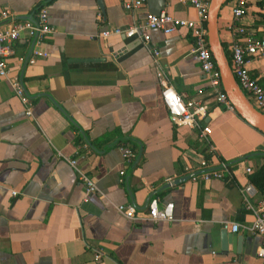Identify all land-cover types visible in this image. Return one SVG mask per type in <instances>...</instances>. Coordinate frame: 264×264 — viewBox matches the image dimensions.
I'll list each match as a JSON object with an SVG mask.
<instances>
[{"label": "crops", "instance_id": "obj_1", "mask_svg": "<svg viewBox=\"0 0 264 264\" xmlns=\"http://www.w3.org/2000/svg\"><path fill=\"white\" fill-rule=\"evenodd\" d=\"M130 1L102 0V9L98 0H0V28L35 20L46 6L55 30L36 47L47 56L35 64L28 62L34 41L13 44L8 58L11 76L30 96L33 118L8 81L0 82V264H264L257 256L262 237L241 230L238 244L231 239L223 249L221 242L222 232L233 234L224 223L255 219L241 189L250 182L247 169L264 163V134L215 101L190 30L152 31L159 65L138 38L102 37L162 9L199 20L179 0H146L136 12L125 8ZM235 2L219 15L227 50ZM263 2L250 0L239 23L256 37H264ZM7 8L12 20L1 17ZM248 67L264 87V59ZM165 87L207 107L201 124L212 129L213 152L196 129L172 122ZM125 149L135 154L130 162ZM206 154L213 169L225 164L234 179L191 180L185 166L198 167ZM65 157L77 159L106 198L88 196ZM261 200L257 192L252 202ZM154 201L160 208L174 204L172 222L132 221L113 206L133 205L145 218Z\"/></svg>", "mask_w": 264, "mask_h": 264}, {"label": "built area", "instance_id": "obj_2", "mask_svg": "<svg viewBox=\"0 0 264 264\" xmlns=\"http://www.w3.org/2000/svg\"><path fill=\"white\" fill-rule=\"evenodd\" d=\"M182 3H189L198 11L199 20L191 21L187 19L176 18L170 14L162 13L154 15L147 13L143 22H135L132 26L121 29L115 28L102 33V37L107 38L111 35H123L127 38H138L141 43L149 49L153 55L154 63L159 65L160 51L151 46V33L155 30H160L165 35H173L181 29L191 31L194 39V54L201 65V70L207 78L210 88L212 89L215 101L223 105L227 110L236 112L235 107L228 99L222 87L221 74L216 66V62L210 51L208 42L207 19L211 0H179ZM250 0H236L232 9L233 21L229 25V31L232 34L233 40L227 50L230 56V65L232 72L253 105L264 113V87L255 78L248 64L254 59H264V37H256L253 31L248 30L240 25V21L249 13ZM146 4V0H131L125 5L129 11L136 12ZM3 19L12 20V12L9 8L1 13ZM55 30L50 24L48 7L43 6L37 11L35 20L11 21L10 24L0 28V82L8 81L15 95L22 101L26 108V115L30 118L34 117L33 104L30 96L24 90L21 81L17 77L11 76V70L8 63V58L13 51V44L21 40L34 41L30 64H35L38 58L46 57L47 54L39 50V47L49 35L54 34ZM164 106L166 107L169 116L173 123L179 126H185L190 129H196L199 132V138L207 146L209 152H213L210 143L212 129L210 126H202L201 121L208 114L207 107L197 102L194 99L183 97L177 93L173 87H165L162 92ZM123 156L127 162H130L135 154L132 150H123ZM67 163L76 171L82 183L86 186L87 195L100 194L103 195L93 179L88 177L79 168V161L65 157ZM184 171L191 174V180L196 181L202 179L210 181L212 179L231 181L234 175L230 167L223 164L220 169L212 168L210 162L203 158L199 166L193 168L185 166ZM201 171L200 173H196ZM123 173V172H122ZM247 173L251 174V169H247ZM124 174V173H123ZM242 200L247 209L251 210L255 219L251 224H240L234 222H226L223 224L224 229H230L233 233H239L245 230L252 235L263 238L262 244L258 247L257 256L264 262V200H261L257 205H254L252 199L257 193L256 188L252 183H248L241 189ZM18 193H13L16 196ZM114 209L125 218L136 220H148L154 223L162 221L172 222L174 220V204H167L160 208L157 201L151 203L145 212V218H141L142 211L133 205H115ZM101 253H97L96 260L101 258Z\"/></svg>", "mask_w": 264, "mask_h": 264}, {"label": "water", "instance_id": "obj_3", "mask_svg": "<svg viewBox=\"0 0 264 264\" xmlns=\"http://www.w3.org/2000/svg\"><path fill=\"white\" fill-rule=\"evenodd\" d=\"M229 0H211L208 19V42L210 51L216 62V66L221 74L222 87L228 99L231 101L240 115L249 125L264 134V113L258 110L253 103L248 99L240 85L238 84L230 65L225 47L221 41L219 34V15L222 7ZM100 7L103 9L102 0H98ZM163 10V9H162ZM158 11V14L162 12ZM232 239L235 245L240 242L238 233H233L232 238L227 230L221 233V242L223 249H226Z\"/></svg>", "mask_w": 264, "mask_h": 264}, {"label": "trees", "instance_id": "obj_4", "mask_svg": "<svg viewBox=\"0 0 264 264\" xmlns=\"http://www.w3.org/2000/svg\"><path fill=\"white\" fill-rule=\"evenodd\" d=\"M261 5H264V2L261 3ZM224 47H226V46H224ZM225 50H226V53L228 55L229 61H231L229 53L227 51V48H225ZM209 156H210L209 154H206V159L208 161H210ZM249 180H250V183H252L253 186L256 188L258 194L264 200V163L261 167H259L258 169H256L254 172H252L249 175Z\"/></svg>", "mask_w": 264, "mask_h": 264}]
</instances>
